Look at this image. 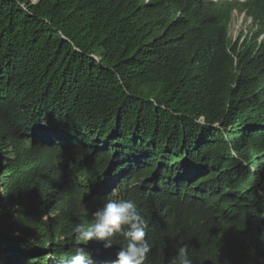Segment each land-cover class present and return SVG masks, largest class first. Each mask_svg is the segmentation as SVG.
Wrapping results in <instances>:
<instances>
[{"label": "trees", "instance_id": "obj_1", "mask_svg": "<svg viewBox=\"0 0 264 264\" xmlns=\"http://www.w3.org/2000/svg\"><path fill=\"white\" fill-rule=\"evenodd\" d=\"M206 2L0 0V264H46L35 213L116 146L144 264L184 245L193 264H264V0L231 50Z\"/></svg>", "mask_w": 264, "mask_h": 264}, {"label": "clouds", "instance_id": "obj_2", "mask_svg": "<svg viewBox=\"0 0 264 264\" xmlns=\"http://www.w3.org/2000/svg\"><path fill=\"white\" fill-rule=\"evenodd\" d=\"M206 1L203 5L205 11L229 13L226 28L229 50L233 47L241 49L261 32L262 23L254 21L248 8L255 0ZM240 9L243 12L234 15V12ZM251 21L253 25L250 31H241L236 38L233 37L236 34L234 26L243 27ZM258 41L259 43L264 41V34ZM214 128L216 133L222 127L220 123H216ZM226 145L231 149L230 143ZM118 148L116 146L111 150L101 151L87 168L81 170L80 174L70 181L72 184L70 187L68 184L69 190L64 196H57L53 205L48 202L35 213L34 227L43 241L42 248L46 251L44 255L48 256L46 264H144L147 260L151 251L148 242V220L143 217L133 200L121 196L120 180L115 178L127 168V164L122 161L124 156L117 157ZM112 167L114 169L111 171ZM130 173L133 175L135 185L148 178L146 169L137 171L133 167ZM87 177L94 182L91 186L92 191L83 197L85 213L77 216V222L83 219L85 223L76 224L72 229L73 235L66 237L70 231L67 227L61 226L65 220L63 215L72 204L70 196L74 195L73 185ZM21 236H24L23 232ZM65 241L67 243L62 245ZM172 259L174 264H193L187 245L179 247L175 259Z\"/></svg>", "mask_w": 264, "mask_h": 264}, {"label": "rangeland", "instance_id": "obj_3", "mask_svg": "<svg viewBox=\"0 0 264 264\" xmlns=\"http://www.w3.org/2000/svg\"><path fill=\"white\" fill-rule=\"evenodd\" d=\"M241 12L243 11L240 9L237 12H234V15L240 14ZM235 25H237V20H235ZM247 25H244L243 27H239V25L237 27L234 26L233 30L236 31V34H234L233 37L236 38L241 31H245V32L250 31L253 22L251 21V23H248ZM109 163L110 162L108 161V165ZM93 183L94 182H91L89 177L74 183L73 186H75V189L72 191L74 195L70 196L72 204L68 206L67 213L63 215L65 217V220H64V225L61 226L62 228L67 227V229L70 231L66 237H68L69 235H73L72 229L76 224L85 223V220L83 219L80 222H77V216L85 213L86 206L85 203L83 202V197H85L87 192L92 191L91 186ZM65 243L67 242L66 241L63 242L62 245Z\"/></svg>", "mask_w": 264, "mask_h": 264}]
</instances>
